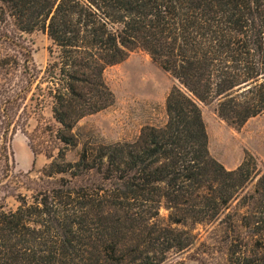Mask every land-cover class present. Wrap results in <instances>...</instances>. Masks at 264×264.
<instances>
[{
    "label": "trees",
    "instance_id": "1",
    "mask_svg": "<svg viewBox=\"0 0 264 264\" xmlns=\"http://www.w3.org/2000/svg\"><path fill=\"white\" fill-rule=\"evenodd\" d=\"M6 20L57 50L46 93L63 148L41 171L61 178L0 211V264H161L206 224L226 264H264V174L250 154L235 170L211 157L199 107L236 131L264 115V0H0ZM137 49L184 90L167 95L166 124L66 162L78 122L114 104L104 71Z\"/></svg>",
    "mask_w": 264,
    "mask_h": 264
},
{
    "label": "rangeland",
    "instance_id": "2",
    "mask_svg": "<svg viewBox=\"0 0 264 264\" xmlns=\"http://www.w3.org/2000/svg\"><path fill=\"white\" fill-rule=\"evenodd\" d=\"M56 57L57 50L45 32L19 33L10 20L0 22V211L14 212L20 199H32L61 178L41 175L50 162L46 155L55 157L63 148L55 139L59 126L46 93L45 71ZM103 78L114 104L78 122L72 131L76 146L64 150L68 163L77 161L84 145L133 142L143 127H163L167 95L174 87L184 91L139 49L123 63L106 68ZM199 107L211 157L229 170L250 154L264 174V115L236 131L218 118L215 103ZM159 215L167 222L169 211L161 207ZM186 229L194 237L193 245L184 252L168 253L161 264H226L216 224Z\"/></svg>",
    "mask_w": 264,
    "mask_h": 264
},
{
    "label": "crops",
    "instance_id": "3",
    "mask_svg": "<svg viewBox=\"0 0 264 264\" xmlns=\"http://www.w3.org/2000/svg\"><path fill=\"white\" fill-rule=\"evenodd\" d=\"M257 118H260V117H257ZM236 168V167H235ZM235 168L231 167L229 170H234Z\"/></svg>",
    "mask_w": 264,
    "mask_h": 264
}]
</instances>
